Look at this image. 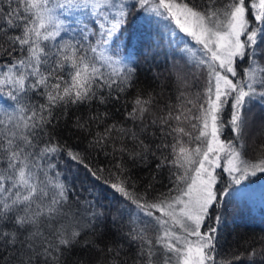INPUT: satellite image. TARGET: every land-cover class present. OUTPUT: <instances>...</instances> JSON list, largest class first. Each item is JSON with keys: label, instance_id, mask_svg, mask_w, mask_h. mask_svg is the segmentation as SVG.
I'll return each mask as SVG.
<instances>
[{"label": "snow or ice", "instance_id": "obj_1", "mask_svg": "<svg viewBox=\"0 0 264 264\" xmlns=\"http://www.w3.org/2000/svg\"><path fill=\"white\" fill-rule=\"evenodd\" d=\"M134 12L158 42L129 27ZM165 42L153 79L175 88L172 103L136 90L141 54L155 60ZM0 57V264H220L225 213L264 176V0H0ZM121 99L114 122L107 105ZM81 107L83 149L56 135ZM97 148L110 168L89 162ZM125 156L156 157L166 190L139 189ZM69 161L79 190L59 167ZM100 185L127 205L103 208ZM241 257L264 264V237Z\"/></svg>", "mask_w": 264, "mask_h": 264}, {"label": "trees", "instance_id": "obj_2", "mask_svg": "<svg viewBox=\"0 0 264 264\" xmlns=\"http://www.w3.org/2000/svg\"><path fill=\"white\" fill-rule=\"evenodd\" d=\"M139 17L140 15L137 16L134 12L129 17V27L133 31L143 27L147 31L152 32L151 39L153 42H158L159 38L155 36V24H147V26L144 27V23L139 22ZM70 23H73V26H75V18H73V21H70ZM125 35H127V33H125ZM67 38L68 37H66V39ZM154 51L159 53L155 60L149 57L146 62L143 54H141L138 60L136 65V75L138 77L136 81V90H146L158 95L163 101L172 103L177 95L175 88H172L171 90L165 89L164 85L167 81L163 79L159 81L153 79L154 76L160 73H165V53L168 51L167 43L165 42L164 46L159 49H154ZM4 60L5 58L0 57V61ZM196 74L199 75V72L197 71ZM193 83H195V81H193ZM41 99L42 98L39 96L36 97V101ZM125 102V99H121L120 101L112 100L108 103L107 109L110 113L109 119L114 122H120V110L123 108ZM0 103L3 102L0 101ZM160 107H163V103H161ZM93 108L103 110L105 106L93 105ZM90 114L91 113L88 109L84 107H81L79 111L75 108H71L67 116L59 119L56 135L60 136L62 140H67L72 146L80 145V148L83 149L87 145V140H84V137L87 134L75 129L72 125L75 123L77 116H83L86 118ZM93 131H96L95 126H93ZM88 139H91V137H88ZM148 139L152 140L154 137L149 136ZM257 139H259V136H257ZM81 140H84V142L81 143ZM128 143L131 144V141H128ZM89 152L90 155L88 160L94 167H111L110 161L112 158L110 156H105L99 148L90 149ZM64 161H67L66 156L64 157ZM125 161L130 169V172L127 174L131 175L132 180L137 183L139 189L142 190L144 185L148 182H152L156 189L161 191L166 190L164 185H167L168 173L167 170L158 172L155 169V164L158 162L156 157L149 156L146 164L137 163L133 165V162L128 160L127 156H125ZM69 164L71 165L70 169L68 167ZM59 167L63 171V176L66 177V182L69 185L74 182L79 190V180L76 179V176L78 174V169H80L79 175L81 177L83 176L82 166L69 161L67 163L60 162ZM154 175L156 176L155 181L152 180ZM96 183L98 185L100 184V182ZM100 187L104 188V193L107 197L106 199L101 198L100 200V204L103 208L115 211L118 202L120 201H122L124 205H127L128 202L123 201V198L119 197L118 194H114L111 189H108L104 185H100ZM261 190L262 189H259V193ZM97 191H99V188ZM113 195L116 196L115 200L113 199ZM101 231L103 232L105 242L118 238L116 237L115 229L112 227L110 220H104L101 225ZM262 237H264V200H262V203H258L257 206L251 204L248 200H240L229 205L228 211L225 213V222L221 226L220 247L218 249V260L220 261V264H227V261L229 260L232 261V264H242L243 257H241L240 260H237L235 259V254L243 253L244 249L252 246L254 242H259ZM125 248H128L127 242H125ZM77 251L79 252L80 250ZM72 259L75 260L76 258L73 257ZM84 259L87 260L88 256L85 255Z\"/></svg>", "mask_w": 264, "mask_h": 264}, {"label": "rangeland", "instance_id": "obj_3", "mask_svg": "<svg viewBox=\"0 0 264 264\" xmlns=\"http://www.w3.org/2000/svg\"><path fill=\"white\" fill-rule=\"evenodd\" d=\"M145 15H147V14L140 15V17H139V22L144 23V25H143L144 27L147 26V22L145 20ZM251 180L253 182L249 184L248 191L253 193V195H251L247 200L250 201L251 204L257 206L258 203H262L260 193H259V189L264 188V176L254 177V178H251Z\"/></svg>", "mask_w": 264, "mask_h": 264}]
</instances>
